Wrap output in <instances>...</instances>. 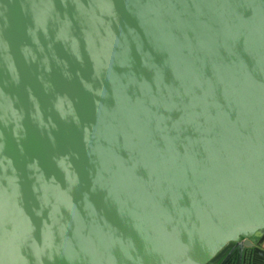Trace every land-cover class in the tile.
Segmentation results:
<instances>
[{"label": "water", "instance_id": "1", "mask_svg": "<svg viewBox=\"0 0 264 264\" xmlns=\"http://www.w3.org/2000/svg\"><path fill=\"white\" fill-rule=\"evenodd\" d=\"M0 264H264V0H0Z\"/></svg>", "mask_w": 264, "mask_h": 264}]
</instances>
